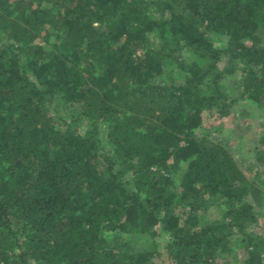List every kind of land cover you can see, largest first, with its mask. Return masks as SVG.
I'll use <instances>...</instances> for the list:
<instances>
[{
	"label": "trees",
	"instance_id": "trees-1",
	"mask_svg": "<svg viewBox=\"0 0 264 264\" xmlns=\"http://www.w3.org/2000/svg\"><path fill=\"white\" fill-rule=\"evenodd\" d=\"M241 102L264 0H0V264H263L264 120L252 177L197 132Z\"/></svg>",
	"mask_w": 264,
	"mask_h": 264
},
{
	"label": "rangeland",
	"instance_id": "rangeland-1",
	"mask_svg": "<svg viewBox=\"0 0 264 264\" xmlns=\"http://www.w3.org/2000/svg\"><path fill=\"white\" fill-rule=\"evenodd\" d=\"M42 43L43 40L39 38ZM227 94L230 91L226 90ZM258 107L253 104L239 103L235 106L233 114L226 117H217L212 111H208L202 117V125L198 128V135L202 132L207 131L212 133V139L221 140L227 143V146L231 149L234 158L241 163L243 170L249 177L253 176V171L248 170L249 166L253 162L252 155L254 154L255 146L257 144L258 134L263 130L261 129L260 123L263 122L264 116L260 115ZM260 122V123H259ZM264 125V123H263ZM261 129V130H260ZM243 163V164H242ZM213 207L209 209V214L212 215ZM248 230L252 233L262 235L264 238V208L261 211V216H258V222L256 224H251ZM243 235H238V242L233 244V249L236 251L238 258H243L245 256V250L242 247V237ZM158 241L164 242L165 236H159L156 238ZM241 244V245H240ZM224 260L216 259V264H223L225 260H232V256ZM154 264H162L161 258L154 257ZM264 264V263H263Z\"/></svg>",
	"mask_w": 264,
	"mask_h": 264
}]
</instances>
